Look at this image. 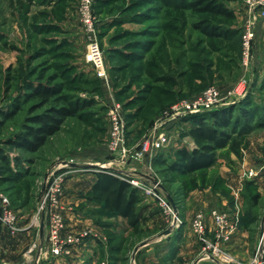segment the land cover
<instances>
[{"label":"rangeland","instance_id":"obj_1","mask_svg":"<svg viewBox=\"0 0 264 264\" xmlns=\"http://www.w3.org/2000/svg\"><path fill=\"white\" fill-rule=\"evenodd\" d=\"M189 1L95 0L98 40L108 68L109 81L104 83L94 74L88 58V39L78 14L80 0H0V118L1 112L11 111L15 102H22L26 82L36 80L38 73L45 70L48 75L58 74L57 81L64 82L69 93L95 100L81 117H69L36 152L6 143L22 129L30 104H24L0 128V152L8 156L10 166L27 172L21 181L14 182L9 179L7 165L0 160V197H8L17 214L18 231L31 232L28 242L23 239L20 245V261L16 264H145L139 262L134 246L155 232L146 225L148 214L161 213L167 223L171 222V216L161 211L154 198L136 186L142 198L138 208L143 220L139 225L126 233L125 222L118 216L106 219L97 205L74 208L83 220L79 230L88 229L96 235L75 245L71 255L52 256L40 233L41 199L49 171L64 159L136 168L158 179L162 188L159 191L170 192L176 200L181 220L173 229L176 241L181 236L183 212L191 207L187 202L193 191L208 189L231 205L237 202L254 222L264 214V126L219 149L214 166L180 174L168 169L176 148H193L196 144L187 133L190 122L186 116H177L161 127L171 134L167 149L130 158L126 163L112 162L117 155L108 146V112L114 102L122 106L127 146L131 147L166 112L180 110L210 86L220 91L223 100L239 96L236 88L249 72L243 56L245 1L219 0L233 11L231 18L196 12L186 5ZM200 20L221 26L225 35L207 36L194 26ZM258 25L261 28L259 32L256 29L253 80L244 97L261 109L264 18L258 21L257 28ZM65 171L67 177L94 172L71 168ZM2 226L7 230L4 237L0 230V245L2 237L12 242L18 233L0 222V229ZM34 238V242L38 240L37 247L28 252ZM263 247L264 236L260 252ZM40 250L36 260L35 253ZM9 251L0 248V264H7L12 256ZM176 264H185L184 258H177Z\"/></svg>","mask_w":264,"mask_h":264},{"label":"built area","instance_id":"obj_2","mask_svg":"<svg viewBox=\"0 0 264 264\" xmlns=\"http://www.w3.org/2000/svg\"><path fill=\"white\" fill-rule=\"evenodd\" d=\"M95 0H80L78 14L81 24L88 39V58L92 64L94 74L104 83H108V68L105 63L103 50L98 40L97 17L94 12ZM246 6V23L243 35V56L244 62L249 66L247 78L242 85L236 88L239 96L233 100H223L220 91L215 86L206 88L193 102L185 104L180 110L166 112L134 146H127L125 134V120L122 106L119 102H114L108 112V146L115 152L117 158L112 162L126 163L130 158H139L144 155L153 154L167 149L171 144V134L167 130L161 129L164 123L169 122L177 116H186L190 113L202 112L216 107L234 103L243 98L253 80V52L255 47V37L258 21L264 18V0H244ZM229 91V94H232ZM120 157V158H119ZM119 158V159H118ZM112 164V163H111ZM109 168L111 172L129 181L132 185L142 187L143 190L152 196L158 203L161 211L171 216L170 228L177 227L180 218L176 206L169 199L168 193H161V183L151 174L137 172L136 168L124 169L110 167L105 164L93 165L89 162H76L74 159L60 160L50 171L48 178L44 181V193L41 199V209L45 214L44 232L41 235L43 242H46L48 252L54 257L71 255L75 245L83 242L89 235H96L88 229H81L78 232L67 231L64 208L61 198L65 191L67 172L71 168L75 170H94ZM64 170V171H63ZM48 206V212H46ZM212 218L213 226L210 228L208 218ZM0 222L6 225L12 232L18 231L17 214L10 206L8 197H0ZM192 231L202 244V256L209 259V264H224L232 258L221 247V242L226 236L229 227V216L226 210L214 208L209 212L199 210L195 212L192 219ZM213 236H209V231ZM263 239V238H261ZM36 240L28 252H32L37 247ZM37 253L36 260L39 259Z\"/></svg>","mask_w":264,"mask_h":264},{"label":"trees","instance_id":"obj_3","mask_svg":"<svg viewBox=\"0 0 264 264\" xmlns=\"http://www.w3.org/2000/svg\"><path fill=\"white\" fill-rule=\"evenodd\" d=\"M186 5L196 12H207L226 18L233 16V11L219 0H190ZM94 12L97 13L95 8ZM194 26L209 37L225 35L222 27L217 24L200 20L195 22ZM58 78V74L48 75L47 70L38 73L36 80L26 82L22 102H15L11 111L1 112L0 128L15 117L23 109L24 104H30L22 129L7 138L8 145L36 152L52 135L61 130L69 117H81L87 108L94 105L95 100L92 98L69 93L66 84L57 81ZM186 118L190 122L187 133L195 141L196 146L193 148L182 146L175 150L168 169L180 174L214 166L218 160L219 149L233 144L238 136L250 133L257 127H263L264 106L260 109L243 97L228 105L187 114ZM0 160L7 165L10 180L19 182L26 176L27 172L10 166V160L3 151L0 152ZM17 164L19 165L18 162ZM96 175L97 178L87 192V197L97 202L100 214L127 218L128 224L133 228L139 225L143 216L138 208L142 200L138 188L108 168H100ZM173 200L176 201L175 198Z\"/></svg>","mask_w":264,"mask_h":264},{"label":"crops","instance_id":"obj_4","mask_svg":"<svg viewBox=\"0 0 264 264\" xmlns=\"http://www.w3.org/2000/svg\"><path fill=\"white\" fill-rule=\"evenodd\" d=\"M260 25H258L257 32H259V29L261 28ZM76 162L80 163V161ZM97 165H102V163L99 161ZM124 169L128 170L130 168ZM136 170L140 174L145 173L144 170ZM96 178V171L79 176L67 177L65 182V191L61 198V204L65 210L64 215L66 218L67 231L79 230L81 222H83V220L77 217L73 210L76 208L80 210L81 207H87L89 205L98 206L97 202L90 200L87 197V192L91 189ZM237 201H239V199ZM187 203L188 207H191L183 212L184 223L182 226L181 236L177 241L174 239L173 229L171 230L169 228L170 224L167 223L166 217H164L161 213L156 212H150L148 214L146 225L155 232L153 235L143 237L136 242L134 252L138 254L139 262H144L145 264H147V262H152L151 264H176L177 258L179 259L182 257L185 260V264H209V259L206 256H202V244L194 235L191 223L195 212L199 210L209 212L214 208H219L226 210L229 216V227L225 238H223L221 242V247L224 251L229 253L232 259L224 264L261 263L264 247L263 251L260 252L259 243L261 239L260 231L262 217L264 214L260 216L258 222H254L252 219L248 218L249 214H246L243 207H240L237 202L234 205H231L225 197H219L208 189L204 191H193ZM18 210L21 209L18 208ZM103 216H105L106 219L117 217ZM118 217L119 221L125 222L126 226L124 229H126V233H128L133 227L128 224L127 218L122 216ZM208 223L210 228H212V218H208ZM168 229H170V231L166 232ZM0 230L2 236L4 237L7 229L2 226ZM18 233L14 236L12 242H7V240L2 237L0 248L10 250L9 252L12 255L10 256L8 262H6L7 264H16L20 261V245L23 242V239L28 242L29 235L31 234L30 230L23 232L18 231ZM209 236H213L212 230L209 231ZM34 240L35 238L32 239V242H34ZM28 244H30V242ZM89 245L92 246V244ZM36 255L37 254L35 253V256ZM70 260H72V258Z\"/></svg>","mask_w":264,"mask_h":264},{"label":"water","instance_id":"obj_5","mask_svg":"<svg viewBox=\"0 0 264 264\" xmlns=\"http://www.w3.org/2000/svg\"><path fill=\"white\" fill-rule=\"evenodd\" d=\"M169 199L171 200V202L173 203L174 206L175 203L173 201V199L171 198V196L169 195ZM44 225H45V213L43 212L42 213V216H41V223H40V233L41 235H43V232H44ZM170 229L166 230V232H169ZM260 235H261V238H263L264 236V215L262 217V224H261V231H260ZM260 264H264V252L262 254V260H261V263Z\"/></svg>","mask_w":264,"mask_h":264},{"label":"bare ground","instance_id":"obj_6","mask_svg":"<svg viewBox=\"0 0 264 264\" xmlns=\"http://www.w3.org/2000/svg\"><path fill=\"white\" fill-rule=\"evenodd\" d=\"M170 228V227H169ZM171 229V228H170Z\"/></svg>","mask_w":264,"mask_h":264}]
</instances>
